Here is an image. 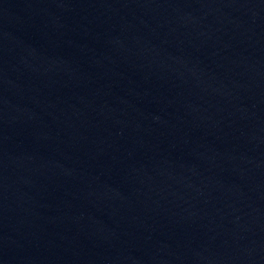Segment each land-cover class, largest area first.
I'll list each match as a JSON object with an SVG mask.
<instances>
[{"label":"water","instance_id":"95a60500","mask_svg":"<svg viewBox=\"0 0 264 264\" xmlns=\"http://www.w3.org/2000/svg\"><path fill=\"white\" fill-rule=\"evenodd\" d=\"M0 264H264V0H0Z\"/></svg>","mask_w":264,"mask_h":264}]
</instances>
